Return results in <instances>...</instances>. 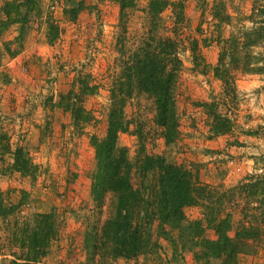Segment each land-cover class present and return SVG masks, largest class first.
I'll list each match as a JSON object with an SVG mask.
<instances>
[{
	"label": "rangeland",
	"instance_id": "rangeland-1",
	"mask_svg": "<svg viewBox=\"0 0 264 264\" xmlns=\"http://www.w3.org/2000/svg\"><path fill=\"white\" fill-rule=\"evenodd\" d=\"M147 1L134 0V7L127 9L125 31H119L117 0H35V9L29 8L26 0H0V199L5 205L21 204L20 211L0 215V244L6 242L10 231L15 232L13 220L27 218L32 212L52 211L57 234L41 263L77 264L84 260L85 213L92 210L100 222L107 216L109 202L107 193L99 208L91 200L90 176L96 163L89 138L100 137L105 130L108 88L120 70L116 39L122 33L126 46H131L142 36ZM77 3L83 5L79 10ZM263 6L264 0H184L185 20L178 35L181 66L174 86L178 138L165 146L161 128L153 121V103L144 93H133L124 102L128 130L116 137L117 145L127 149L130 161L139 148L161 154L211 186L216 196L223 195L220 211L222 216L231 213L230 236L236 224L248 220L239 214L240 208L256 205L232 187L246 174L264 177V42L251 48L262 55L260 71H232V96L221 93V83L211 69L202 74L201 64L194 68L187 39L198 40L196 52L213 66L222 42L239 27H250L248 16L256 21L264 18L259 12ZM73 7L74 14L68 11ZM214 11L226 17L218 28L214 26ZM161 16L169 25L170 9H164ZM50 25L53 34L49 33ZM80 77H87L97 90L81 96L80 103L91 118L76 123L58 103ZM202 101L216 102L214 109L232 119L229 131L220 135L208 131L210 117L207 107L199 105ZM17 146L37 165L32 178L20 176L10 167L11 152ZM149 178L143 179L146 185ZM137 180L133 174L134 184ZM183 214L187 220L200 221L204 237L215 238L201 206H186ZM259 229L245 240L236 264H264V228L259 225ZM157 241L161 257H152L151 264H219L215 259H196L193 251L200 248L178 247L173 251L161 236ZM10 259L7 251L0 250V264H9ZM93 261L140 264L142 256L100 259L94 255Z\"/></svg>",
	"mask_w": 264,
	"mask_h": 264
},
{
	"label": "trees",
	"instance_id": "trees-1",
	"mask_svg": "<svg viewBox=\"0 0 264 264\" xmlns=\"http://www.w3.org/2000/svg\"><path fill=\"white\" fill-rule=\"evenodd\" d=\"M34 1L26 0L29 8H36ZM117 1L119 31H125L127 9L134 7V0ZM82 6V3H77L76 10ZM183 7L184 0H148L142 36L135 43L131 41V46H126L122 33L116 39L120 70L108 88L105 130L102 136L91 135L89 138L96 163L90 176V196L93 206L99 208L104 195L109 194L107 216L99 222L97 214L93 216L90 213L92 210L86 211L88 224L82 234L86 256L77 264H96L94 255L100 259L118 256L129 259L141 255L140 264H151L152 257H161L158 236L166 240L173 251L178 247L181 250L189 246L200 248L199 251H193V256L198 260L210 258L219 264H236V255L245 240L260 231L259 225L264 228L263 176L246 174L232 187L237 194L243 192L245 198L253 199L256 205H243L240 208L239 214L248 220L244 221L245 224H236L230 236L231 213L226 212L222 216L220 211V197L223 195L216 196L211 186L161 154H149L139 148L132 162L127 156V149L116 143L117 134L128 130L129 120L122 108L133 93H144L150 97L154 106L153 121L161 128L165 146L173 144L178 138L174 86L181 66L178 53L182 48H179L178 35L185 20ZM167 8L172 15L169 25L161 16ZM68 11L75 13L74 7ZM259 12L264 15V6L259 8ZM212 17L217 18L214 25L217 28L226 18L221 12L217 14L215 11ZM248 18L252 25L241 26L236 30L237 33H230L222 42L223 47L213 66L204 63L196 52L198 40L192 37L187 39L194 68L201 64L199 71L202 74L211 69L220 81L221 93L224 95L234 94L233 70L254 73L263 68L259 65L263 60L262 55L251 48L264 42V18L259 17L257 21L252 15ZM52 29L50 25L49 33H52ZM96 90V84H90L87 77H80L60 99L58 106L64 107L74 122H87L91 115L82 107L80 99L82 95L94 94ZM216 104L214 101L199 103L207 107L210 117L208 131L212 135L223 134L232 125L231 118L214 109ZM2 150L6 151L7 147L4 146ZM11 155L10 167L13 171L23 177L32 178L35 175L37 165L29 160L22 147H15ZM133 174L138 177V184L132 181ZM147 177L150 178L146 185L143 179ZM227 199H231V196L227 195ZM6 205L0 203L1 216L11 214L16 209L20 211V202ZM192 205L202 207L204 220L213 230L215 238L202 235L203 227L199 220L186 219L183 208ZM13 224L15 232L10 231L6 235V242L0 244V250L7 251L11 256L9 264H42L41 258L57 234L53 212H32L27 218L13 220Z\"/></svg>",
	"mask_w": 264,
	"mask_h": 264
}]
</instances>
